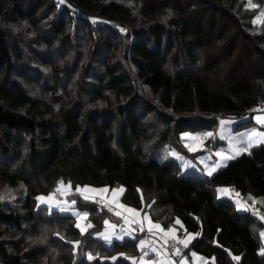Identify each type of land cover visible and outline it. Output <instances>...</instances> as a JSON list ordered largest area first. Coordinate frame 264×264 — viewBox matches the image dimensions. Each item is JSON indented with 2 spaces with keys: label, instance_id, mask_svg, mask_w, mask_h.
<instances>
[{
  "label": "trees",
  "instance_id": "trees-1",
  "mask_svg": "<svg viewBox=\"0 0 264 264\" xmlns=\"http://www.w3.org/2000/svg\"><path fill=\"white\" fill-rule=\"evenodd\" d=\"M263 9L264 0H0V180L26 186L22 202L0 199V264H141L145 228L101 238L110 208L74 193L91 222L82 234L73 215L37 205L63 180L120 182L122 200L166 238L196 233L182 241L186 254L214 256L201 264H264V220L217 195L223 184L264 194V144L212 174L180 159L200 152L181 132L210 130L212 149L221 119L264 102Z\"/></svg>",
  "mask_w": 264,
  "mask_h": 264
},
{
  "label": "rangeland",
  "instance_id": "rangeland-1",
  "mask_svg": "<svg viewBox=\"0 0 264 264\" xmlns=\"http://www.w3.org/2000/svg\"><path fill=\"white\" fill-rule=\"evenodd\" d=\"M264 14V9L260 12L258 18ZM253 122L251 121L249 125H254L250 129H254L256 134H263L264 128L260 126V123L264 121V114L261 112H255L250 114ZM262 117V118H261ZM248 128L240 129L237 131H232L229 133L228 140L225 138L223 141H219L218 145L212 149H205V140L207 139V133H210V130H201V131H185L181 132V140L185 145L187 144L190 150H196L198 148L205 149L203 152H198L196 160H191L192 163L200 162L203 164L208 159H211V153L215 150H225L226 154L229 156L236 157L240 153L249 150V137ZM261 143H252L251 145H258ZM204 145V147H202ZM236 148L237 150H234ZM239 154L237 155V153ZM174 150L170 151L172 155ZM204 153V154H203ZM169 156V154H168ZM197 166L192 167V170L198 171ZM184 170V169H182ZM188 171V170H184ZM213 170L211 174L214 172ZM207 174V173H206ZM209 174V173H208ZM56 188L60 189V195L55 196ZM55 189L36 195L37 205L45 204L48 206L49 210H58L61 213L71 214L75 218V223L78 226L80 232L83 234L87 232L91 226V222L88 219V211L86 209L78 208L75 204V196L73 194H79L85 198L94 199L96 197L104 201V207L109 210L108 213L103 218V226L100 231V236L110 243L113 241H123L126 237H136V235L141 231L142 228H145L151 235V240L154 237L161 238V246H155L153 244L151 250L153 254H157L155 261L152 260L149 253L146 251L145 247L149 246L148 243H145L141 238L137 240V245L142 250L141 259L145 264H201L207 261H214V256L206 257L196 251H190L189 253H184L181 258L177 259L173 248L169 245L166 237H161L158 233L159 231V222L154 221L148 213H144L140 208L132 206L125 203L122 200V194L124 191V186L120 182H114L113 184H89V183H80L72 185L71 181L63 180L60 181L58 186ZM26 194V186L23 181L17 180L14 184H9L5 181L0 180V199L6 203H20L23 201ZM218 197H227L234 201L238 210H250L252 211L260 220H264V194L263 195H253L249 192L240 193L234 187L230 185H219L217 188ZM39 197L45 198V201L38 199ZM50 198V199H49ZM74 202V203H73ZM113 206V208H111ZM86 214V215H85ZM105 221H108V224H105ZM117 224H123L125 230L119 231L116 229ZM115 225V227H112ZM135 225H140V228L137 229ZM159 225V227H155ZM152 230V228H154ZM83 229V231H82ZM160 232V231H159ZM264 227L259 231L260 237V248L264 247ZM196 233L191 231L183 232L180 234L179 238L189 240ZM141 241H143V246H141ZM153 257V256H152Z\"/></svg>",
  "mask_w": 264,
  "mask_h": 264
},
{
  "label": "crops",
  "instance_id": "crops-1",
  "mask_svg": "<svg viewBox=\"0 0 264 264\" xmlns=\"http://www.w3.org/2000/svg\"><path fill=\"white\" fill-rule=\"evenodd\" d=\"M264 114V113H263ZM246 117H249V119L248 118H246ZM246 117H244V118H241V119H239V118H233V117H231V118H225V119H221L220 120V124H219V129L217 130V134H219L220 135V137H221V140L223 141V140H225V138H227V140H228V137H229V133L230 132H232V131H237V130H240V129H246V128H248V129H250L251 127H253L254 125H255V122H253V120H252V117L251 116H246ZM262 118V117H261ZM242 121V120H248V122H253V124L254 125H248V124H245L243 127L241 126L239 129H236L235 128V126H236V124H237V122L238 121ZM246 123V122H245ZM262 128H264V127H262ZM254 129H250L249 131H248V135H251L250 137H249V141L251 142V144L252 143H261V144H264V133L263 134H256V135H253L254 134ZM211 133V132H210ZM219 137V138H220ZM187 145V144H186ZM259 145V144H258ZM253 146V145H252ZM188 147V146H187ZM202 147H204V145H202ZM250 148V147H249ZM189 149V148H188ZM197 150H200V152L202 153L203 151H202V148L200 149V148H198V149H196V150H192V151H197ZM234 150H237L236 148H234ZM204 154V153H203ZM198 155V154H197ZM197 157V156H196ZM196 157H192V158H190V157H187V156H184V157H180V159H181V162L182 163H184V165L186 166V168L187 167H189V166H197V163H199L198 164V168H199V170L201 171V172H204V173H211L213 170H217L218 168H221V167H223V166H225L227 163H228V161L230 160V159H232L233 158V156H232V158H229V157H231V156H229V154H226L225 153V150H215V151H213L212 153H211V159H208V161H210L211 163H208L207 161H205L203 164H201L200 162H195V163H192L191 162V160H196ZM159 225H160V223H159ZM155 226V225H154ZM157 228V227H156ZM153 229H155V227L154 228H152V230ZM159 229V231H158V233H160L159 235L161 236V237H166L167 236V233H168V230H165V229H163L162 227H161V225H160V227L158 228ZM154 239H155V242H156V244H155V246H161V244H162V242H161V238H160V240L159 239H157V237H154ZM140 263L142 264H145L144 262H142V261H140Z\"/></svg>",
  "mask_w": 264,
  "mask_h": 264
},
{
  "label": "built area",
  "instance_id": "built-area-1",
  "mask_svg": "<svg viewBox=\"0 0 264 264\" xmlns=\"http://www.w3.org/2000/svg\"><path fill=\"white\" fill-rule=\"evenodd\" d=\"M249 112L251 113H254V112H262L264 113V102H260V103H256L254 105H252L249 109H248ZM260 126L261 127H264V121H262L260 123ZM216 142H215V139L211 138L208 143H206V147L208 148H213L216 146ZM60 194V189L59 188H56V196H59ZM94 201H96L97 203L99 204H104V201L98 197L94 198L93 199ZM111 208H113V206H111ZM136 228H140V225H135ZM117 230L119 231H123L125 230V226L123 224H117V227H116ZM141 240H143L145 243H148L149 246H146L145 249L147 252H151V248L153 246V244L155 245V242H154V239L151 240V235L150 233L145 230L142 235H141ZM168 240V243L169 245H171L176 253L177 256H180L182 253L185 252L186 250V247L185 245H187V243L185 241H182L180 240L178 237L176 236H170L167 238ZM157 257V254H155L153 256V259H156Z\"/></svg>",
  "mask_w": 264,
  "mask_h": 264
},
{
  "label": "snow or ice",
  "instance_id": "snow-or-ice-1",
  "mask_svg": "<svg viewBox=\"0 0 264 264\" xmlns=\"http://www.w3.org/2000/svg\"><path fill=\"white\" fill-rule=\"evenodd\" d=\"M254 6V5H253ZM254 23H255V21H254ZM255 131V130H254ZM207 135L208 136H212V133H207ZM252 145H251V142H249V147H251ZM239 154V152L237 153V155ZM229 158H232V157H229ZM209 174H211V173H209ZM38 199H40L41 201H45V198H43V197H39ZM50 199V198H49ZM74 203V202H73ZM86 215V214H85ZM105 224L107 225L108 224V221H105ZM79 226V225H78ZM112 227H115V225H112ZM155 227H159V225H156ZM82 231H83V229H82ZM262 235H264V233H262ZM143 241H141V246H143ZM185 246H187V245H185ZM238 259V258H237Z\"/></svg>",
  "mask_w": 264,
  "mask_h": 264
},
{
  "label": "clouds",
  "instance_id": "clouds-1",
  "mask_svg": "<svg viewBox=\"0 0 264 264\" xmlns=\"http://www.w3.org/2000/svg\"><path fill=\"white\" fill-rule=\"evenodd\" d=\"M255 113V112H254ZM262 113V112H261ZM249 114H252L251 112ZM100 205H103V204H100Z\"/></svg>",
  "mask_w": 264,
  "mask_h": 264
}]
</instances>
